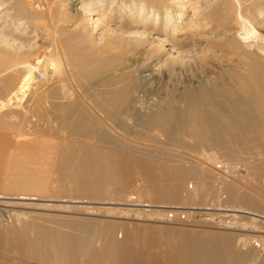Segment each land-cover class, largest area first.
Wrapping results in <instances>:
<instances>
[{"label": "bare ground", "instance_id": "obj_1", "mask_svg": "<svg viewBox=\"0 0 264 264\" xmlns=\"http://www.w3.org/2000/svg\"><path fill=\"white\" fill-rule=\"evenodd\" d=\"M53 4L55 10L49 4L54 10L49 35L52 33L54 43L50 49H54L49 54L52 63L56 60L58 65L50 70L52 67H44L50 50L36 55L43 45L37 39L40 32H36V25L28 19L32 12L23 11L19 2L14 7L12 1L0 0V96L4 95L0 103L8 111L6 118L11 119L34 102L39 119L46 113L49 137L53 136L52 120L59 122L66 134L61 137L63 144L58 150L57 173L63 185L67 182L68 187L82 190L74 197L107 199L105 187L123 191L132 182L144 185L148 181L158 188L155 191L148 184L153 192L166 190L167 200L164 194L160 195L167 204L169 199L177 198L184 176L182 165L192 166L207 159L219 169L234 167L227 159L218 158L219 152L247 154L251 159L248 169L260 173L257 177L253 172V177L264 179V0H54ZM22 11L27 17L20 15ZM113 43L118 47L115 54L111 52ZM197 68L201 74L185 75ZM32 75L37 77L33 80L37 81L36 98L29 87ZM147 89L158 96L147 101L143 96ZM25 130L12 128L11 122L0 119V163L6 152L11 155L33 142L26 138ZM164 145L186 148L195 154L175 150L168 154ZM239 154L241 158L243 154ZM18 169L14 176L21 184L20 190L35 183L37 170L26 166ZM132 170H141L143 177L136 180ZM153 170L162 173L153 174ZM194 172L195 178L189 171L195 183L198 175ZM117 177L122 181L118 182ZM236 184L232 188L236 189ZM251 187L253 191L254 185ZM227 188L229 191L231 186ZM262 188L258 186L253 191L259 198L264 197ZM240 189L243 188L239 186L232 193V200L242 205L251 202L249 194H240ZM20 192L0 197L14 203L17 201L10 199H36ZM48 195L59 197L57 193ZM25 210L17 214V220L33 212ZM103 212L111 216L131 213L110 207ZM35 214L30 220L22 219L7 237L3 235L6 238H0V260H5L0 264H160V253L172 252V246L182 249L184 255L193 250L199 255L216 254L226 248L224 243L228 240L226 235L184 229L173 235L169 230L174 238L164 239L162 231L154 236L153 230L145 227L140 233L138 226L114 220ZM252 214L256 215L253 220L260 218ZM250 239L238 238L243 246ZM260 241L264 239L261 237ZM185 256L196 262L190 254ZM184 258L167 262L181 263ZM201 259V263L210 260Z\"/></svg>", "mask_w": 264, "mask_h": 264}, {"label": "rangeland", "instance_id": "obj_2", "mask_svg": "<svg viewBox=\"0 0 264 264\" xmlns=\"http://www.w3.org/2000/svg\"><path fill=\"white\" fill-rule=\"evenodd\" d=\"M10 1H12V6L15 7L16 3L19 2L22 6L23 11L32 12L31 15H28L22 11L20 13V15H22L24 17H27V15H28V19H32V21H31L32 24L36 25V27H35L36 32H38V34L40 32L37 39L39 42H41L40 44L43 45V47H40L41 49L39 48V50H37L36 55L37 56L41 55L43 52L45 53L46 51L50 50L48 52L47 58L45 60L46 63H44V67H46V68L52 67V69H50V70H53V68L57 67L56 65H58V62H56V60L54 62L55 64L52 63L53 57H51L52 56L51 54H53L54 48H52V50H51L50 45H52V47H54L53 46L54 43L51 41L52 40V38H51L52 33L50 34L51 36L49 35V31L50 32L52 31L51 20L53 18V14H54V10H55V6H54L55 4H53L54 0H52V1L51 0H10ZM49 2L54 7L53 8L54 10L52 8H50L51 5L49 6V4H50ZM51 9L53 12H51ZM38 11H40V12L38 13ZM37 29H38V31H37ZM50 42H51V44H50ZM117 51H118L117 43L111 44V52L113 54H115V53H117ZM49 53H51V54H49ZM128 54H129V52H128ZM131 54L132 53L130 52V55ZM49 58L51 59V61ZM47 61H48L49 65L47 64ZM201 72H202L201 69L197 68V69H193V70H189L188 72H185V75L187 76V74H188V76L194 77L196 74H201ZM34 77H35V80L37 79V77L35 75H32L31 78H33V79L30 78L32 81H30V84H29V87L31 85L30 89H31V91L33 90V93L35 92V90H34L35 85L34 84L37 83V81H33ZM0 78H1V75H0ZM177 80H180V79H177ZM145 86H147V88H148L149 84H146ZM0 90H2V88ZM146 91H145V93H143V96H144V99H146L147 101H151L150 98H152V97L156 98L158 96V94L155 93L154 91H150L148 89ZM2 92H3V90H2ZM140 94H142V93H140ZM38 95L39 94L35 92V94L33 96H35L34 98H36V96H38ZM147 97H149V98L147 99ZM2 98H4L3 94H2V96H0V99H2ZM25 98L27 99L26 96H25ZM25 98H23L22 103L26 102ZM152 105H150L149 107H151ZM4 106H5L4 104L0 103V119L1 120L5 119V120H8V122H11L12 128L16 129V127H17V128H19L20 131H23V132L26 129L25 130V133H27L26 138L28 140L33 141V142H31V143L29 142L28 143L29 146H27L26 148H24L21 151H16L15 153H13L11 155H8L7 152L5 154H3V157L1 158L2 160L0 163V183H1L0 184V189H1L0 190V196H9V195H14L15 193L19 194V192L21 191L23 194H28L30 197L35 196L36 199H26V200L25 199H10L12 201H17V203H14V202L7 200L6 198L0 197V238L4 237L3 236L4 234H5V236H6V234L8 236L9 232H11L13 227H15V228L18 227V225L20 224L19 222L24 221V218L26 220H30L35 213H36L35 216L36 215L38 216V214L40 215L42 213V215H41L42 217L44 215L47 216L50 214H56V215H59L61 217H65V216H68V218H70V217L75 218L76 217V218H80V219H84V220L85 219L86 220H88V219L97 220V221H99V220H114V221L124 223L126 225L128 224L130 226L131 225L138 226L140 233H143L142 232L143 228L149 227L153 230L152 234H155L154 236H159L160 235L159 232L162 231L163 234H161V235H162V238H164V239H165L164 236H166L167 238H172L171 234L173 235L174 231H178V230L183 231V229L185 231L194 230L196 232L199 231L200 233L204 232V233H211L213 235L217 234L218 236H221V235L228 236L227 242L224 243V247H226V248L219 250L218 253H216V254L214 252L211 254L210 253H207V254H201L200 253V255H199V253L198 252L196 253L195 250H193L192 253H185V255H187V256H189V254H190L189 257H192L191 254L195 253V256L193 255L192 258L196 259V262L193 263V262H190V260H188L186 258L184 253L181 254V252H180L182 250L181 248H180L181 250H179V248L177 246L176 247L172 246V247H170L172 252L167 254L168 251L166 250L167 252L163 251V254L160 253V260H161L160 264H183V263L184 264H264V247H263L264 241H260L261 237H262V239H264V229H263L264 228V197L259 198V196L257 194H256L257 196L254 194L256 192L255 190L258 186L259 187L261 186V188L264 186L263 185L264 179L261 178L262 176H260V180H259V178H257V177H259L258 175L260 174L259 171L253 170V169H251V170L248 169L247 164H248L249 160H251V159L248 157L247 154L241 153V154H243L241 156V154H239L237 152L239 154V156H241V158H240L237 156L238 154L236 155V154H234L236 152H234L232 154L236 155L235 156L236 160H235L234 157H232L231 153L225 152L226 154H222L223 152H221V153L219 152L222 155L217 153L218 158H221L222 160L227 159L226 162L228 161L231 164V167L234 166L228 170H225L222 168L221 169L216 168L214 166V164L212 165V163L209 160L207 161V159L206 160L203 159L202 161H200L201 163L199 162L198 164H196V163L192 164V166L189 164H186V165L191 166L192 169L194 168V170H192L191 167H189V166H185V165L183 166L182 165L181 168L183 170H180V171L184 172V176L181 178L180 183H179V190L177 191V198H176V196L174 197V199L176 201L173 203H172V201H174V199H169L168 200L169 202L167 201V204L168 203L170 204V202H171V205H167L166 201L164 204V198H166L168 196V195L165 196V194H167L166 190L164 188L163 189L159 188L160 189L159 191H161V192H159V191L153 192V190H151V187L149 186V185H152V183L150 184V183H148V181L144 182L145 183L144 185H140V183L142 184V182H140V181H138L137 184L136 183L134 184V182H132L133 184L128 186V189L125 188L123 191H121V189H114V187L111 188V186L105 187L103 190V193H105L106 191L109 192V193L106 192V194H104L105 196L107 195L106 196V197H108L107 199L105 198V199H98V200H96V199L95 200H93V199L88 200V199H84L82 197H74L75 195L78 196L80 193H82V190L78 189L77 187H74V188L68 187L69 183H67V182H65V184H67V186L65 184L63 185L62 183H64V182L59 178L60 177L59 173H57L58 163L60 162V156H59L58 150L62 146V144H63L62 140L64 138V135L66 134L65 131L62 129V127L59 125V122L56 121L55 119L52 120L51 131L53 132V136L49 137L46 134L47 129L49 127V123L45 119L46 113H43V112H45V111H43L42 112L43 118L39 119V116H37L38 112H36L38 108H36L37 106L35 105L34 102H32L24 110H21L19 108L20 109L19 110L20 116H17L15 118H11V119H7L8 116L6 118L5 115L8 111L5 110L6 107H4ZM16 119H18V121ZM54 120H55V122H54ZM21 121H22L23 125H21V123H20ZM17 125H20V126H17ZM62 136H63V138H61ZM33 139H35V140H33ZM187 141H189V139ZM164 146L166 147V150H165V147H164V149L163 148L162 149L165 150L164 152L168 153V154L175 153V151H177V152L182 151V152H188L190 154H195L194 152L189 151L186 148H180V150H178L179 147L177 148V146L171 147V145H169L170 148L167 145H164ZM185 149L188 151H186ZM230 154H231V156H230ZM225 156H227V157H225ZM231 157H232V159H230ZM242 157H244V159ZM240 159H243V160H240ZM234 160L236 162H234ZM205 161H207V163ZM240 161H242V162H240ZM243 162L245 163V166H244ZM235 163L238 166H236ZM200 164H202V166ZM207 164L209 165L208 167H207ZM241 164H243L242 167H241ZM194 165L198 166V167H194ZM20 166H26L28 170H37L38 171L36 173L35 183L27 184L25 187H23V190H20L21 184L16 182L17 178H15V176H14L15 173L17 172V170H19L18 168ZM188 167H189V169H188ZM210 168H211V170H210ZM241 168H243V169H241ZM184 169H186V170H184ZM132 171H133L132 174H134L133 176H134V178H136V180L138 178L143 177V176H141V170H135V172H134V170H132ZM153 171L155 172V170H153ZM189 171L191 172V175H193V177H194L193 171H196L194 173L197 174L199 177V180L197 179L198 177H196V179H195L196 184L193 182L194 179L191 177ZM247 171H249V172H247ZM157 172L158 173H156V172L155 173L152 172V173L153 174H159V173L161 174L162 173L159 170ZM163 172H165V171H163ZM197 172L198 173L201 172V174H203V173L204 174L200 176V174H198ZM225 172H226V174H225ZM253 172H256V173H254L257 175L256 179L254 178L256 175H254V177H253ZM229 173L232 175V177H230L231 175ZM248 174H249V176H248ZM7 175H9V176H7ZM197 175H195V176H197ZM213 175L216 176L217 179H220V181H217L216 179H214L215 177ZM228 175H230V176H228ZM233 175H234V177H233ZM235 175H238V177ZM208 176H209V179H208ZM200 177L201 178L203 177L202 180L205 177L206 178L202 181V180H200L201 179ZM252 177L255 180L254 179L252 180ZM118 179H120V180H118ZM118 179H117L118 182L122 181L121 178H118ZM182 179L186 182L183 183L184 181ZM236 179H238V180L236 181ZM249 179L252 180V183H251V180L249 181ZM221 180L224 184L221 182ZM234 180L237 184L234 182ZM213 181H214V184H213ZM243 181L245 183L250 182L251 184H249L247 186L246 185L243 186V184H244ZM2 182L4 185L2 184ZM203 182H205V183H203ZM261 182L263 184H261ZM146 183H147V185H146ZM186 183H189V184L187 185ZM197 183H199V184H197ZM207 183H210V185H215V186L214 187L212 186L213 187L212 188ZM235 184L237 185L236 189H238L239 186L241 188H243V189H240V191H239L240 194H244V195L249 194L248 197H250L251 202H245V203L243 202V205H242V203H239L238 201L232 200V198H233V197L231 198L232 193L235 191H238V190L232 188V187H235ZM16 185L18 186V188ZM251 185L252 186L254 185L253 191H255V192L252 191ZM3 186H5V187H3ZM147 186H148V188H147ZM186 186L189 188H186ZM222 186H224V187H222ZM228 186H231L232 191H230L231 188L228 191V188H227ZM2 187L4 188V190ZM28 187L29 188L32 187V189H29ZM192 187H193V189H192ZM245 187H246V189H245ZM247 187H249V188H247ZM153 188L155 189L156 187H153V185H152V189ZM205 188H208V189H205ZM222 188L225 190L223 191ZM17 189H19V190H17ZM105 189H106V191H105ZM186 189H189L188 190L189 192ZM209 189L212 192H210ZM262 189H264V188H262ZM111 190H112V193H111ZM157 190H158V188H156L155 191H157ZM243 191L245 193H243ZM179 192H181L182 198L179 197V195H180ZM223 192L226 196L223 194ZM239 192H237V193H239ZM48 193L49 194L50 193H57L59 197H55V196L51 197L48 195ZM110 193L112 195H110ZM114 193L117 195H115ZM161 193L164 194L163 195L164 198H163V196H161L162 195ZM211 193H212V195L210 196ZM230 193H231V195H230ZM216 194H217V196H216ZM28 195H26V196H28ZM66 195L69 197H67ZM219 195H220V197H219ZM70 196L74 197V198H70ZM110 196H112L111 197L112 199L109 198ZM115 196L118 199L113 198ZM212 196H214L215 198ZM119 197L122 199H120ZM159 197H162L163 199L162 198H160V199H162L163 201H161L159 199ZM187 197H189V198H187ZM217 197H219V199ZM69 198H70V200H69ZM167 198H169V197H167ZM167 198L165 200H167ZM211 198L213 200H215L217 198V200H215V201L219 200V202H215V201L212 202ZM72 199H74V200H72ZM77 199H79V200H77ZM207 199L211 200L212 203L209 202V200H207ZM260 199H262V200H260ZM186 200L188 203L186 202ZM203 201H204V203H203ZM231 201L233 204L230 203ZM176 202H177V204H176ZM206 202H208V204H206ZM236 202H237V205H236ZM43 205H48V206H43ZM238 205L243 206L245 209H239L240 207H238ZM249 206H250V208H249ZM36 207H37V209H36ZM44 207H46V208H44ZM65 207H67L69 209L65 211V209H67ZM108 207L117 208L118 210L130 211L131 213L128 215H121V216L114 214V215H112L113 217L111 215L106 214L107 215L106 216L103 211L105 209H107ZM25 209L29 212H31L33 210V212L28 213V215L30 214L29 215L30 217L28 215H26L25 217L21 216L19 218V220H17L18 219L17 214L24 212ZM49 209H50V211H49ZM95 210H100V212H96ZM135 212L140 214V215L135 216V214H134ZM252 213L257 214V218L258 217H260V218L258 220H253L254 217H256V215H253ZM180 219L183 220L184 222L183 223H182V221L180 222L179 221ZM185 222H186V224H185ZM256 227L261 228V229H256ZM163 229H164V232H163ZM169 230H171V231H169ZM255 230H257V231H255ZM165 231H167V232H165ZM168 231L171 234H169ZM194 231H192V232H194ZM6 237H4V238H6ZM240 237L241 238L245 237L247 240H248V238L249 239L251 238V239L249 242H246V244H244V246H243V244H242L243 241L242 242L240 241L241 240ZM173 238H174V236H173ZM238 238L240 240H238ZM239 242L241 243V245H239L240 244ZM173 244H175V243H173ZM230 244H231V246H230ZM161 251H162V249H161ZM170 255H171V257H170ZM172 256H173V258H172ZM184 256H185V258H184ZM178 257L184 258L181 261V263H175V262H173V260L171 263L167 262L171 259H176ZM203 257L210 258V260L207 263H206V261L201 263L200 260H202L201 258H203ZM211 259H212V261H211ZM0 262H5V260H2V258H1Z\"/></svg>", "mask_w": 264, "mask_h": 264}]
</instances>
